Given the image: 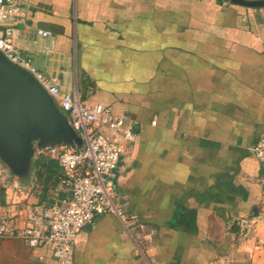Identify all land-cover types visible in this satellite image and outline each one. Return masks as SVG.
<instances>
[{"label":"crops","instance_id":"0c3cea01","mask_svg":"<svg viewBox=\"0 0 264 264\" xmlns=\"http://www.w3.org/2000/svg\"><path fill=\"white\" fill-rule=\"evenodd\" d=\"M10 24L64 90L138 122L114 176L127 220L106 212L86 225L74 264H264V169L250 149L264 137V7L29 0ZM37 158L26 175L0 161V219L18 229L69 197L58 157ZM0 264L57 262L14 237L0 239Z\"/></svg>","mask_w":264,"mask_h":264},{"label":"built area","instance_id":"2783aa9c","mask_svg":"<svg viewBox=\"0 0 264 264\" xmlns=\"http://www.w3.org/2000/svg\"><path fill=\"white\" fill-rule=\"evenodd\" d=\"M28 2L0 0V52L44 87L65 113L82 143L60 142L49 148L63 169L58 189L69 192V197L44 211L42 226L32 224L18 229L12 221L0 219V239L21 237L32 247L44 245L50 249L57 264H74L75 244L86 225L106 212H114L123 221L127 220L126 213L113 200L115 171L125 152V145L117 136L134 141L139 131L135 129L138 122L127 113L116 114L101 103L86 106L77 91L64 90L58 77L45 74L20 51L18 39L21 32L10 22L24 16ZM35 33L52 35L51 30L42 28H37ZM104 128L114 136L105 133ZM142 128L139 124V129ZM250 149L264 169V137Z\"/></svg>","mask_w":264,"mask_h":264},{"label":"water","instance_id":"95a60500","mask_svg":"<svg viewBox=\"0 0 264 264\" xmlns=\"http://www.w3.org/2000/svg\"><path fill=\"white\" fill-rule=\"evenodd\" d=\"M264 7V0H230ZM60 142L82 143L65 113L27 71L0 52V158L16 175H26L37 150Z\"/></svg>","mask_w":264,"mask_h":264},{"label":"rangeland","instance_id":"374dc122","mask_svg":"<svg viewBox=\"0 0 264 264\" xmlns=\"http://www.w3.org/2000/svg\"><path fill=\"white\" fill-rule=\"evenodd\" d=\"M104 131L105 133L109 134V135H112L114 136V134L108 129V128H104ZM123 143L124 145H126L127 143H129V141H125L121 136H117ZM76 143V142H75ZM39 155H43L44 157H48V155H50V150L49 149H39L37 150V153H36V157H38ZM0 161H2V159L0 158ZM3 162V161H2ZM32 162L33 160L31 161V164L30 166H32ZM4 163V162H3ZM6 164V163H5ZM31 169V167H30ZM30 171V170H29ZM114 200V198H113ZM115 202V201H114ZM116 203V202H115Z\"/></svg>","mask_w":264,"mask_h":264},{"label":"trees","instance_id":"16d2710c","mask_svg":"<svg viewBox=\"0 0 264 264\" xmlns=\"http://www.w3.org/2000/svg\"><path fill=\"white\" fill-rule=\"evenodd\" d=\"M43 159H44V156L43 155H39L38 158L35 160L36 166H38V167L40 166L41 167L42 164H43ZM47 166L49 167L48 171L51 170L54 173V169L56 168V160L50 158V160L47 163ZM48 175L50 176L51 172L48 173Z\"/></svg>","mask_w":264,"mask_h":264}]
</instances>
